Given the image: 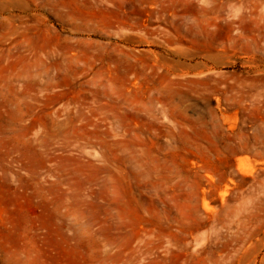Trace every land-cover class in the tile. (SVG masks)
<instances>
[{
  "label": "rangeland",
  "instance_id": "1",
  "mask_svg": "<svg viewBox=\"0 0 264 264\" xmlns=\"http://www.w3.org/2000/svg\"><path fill=\"white\" fill-rule=\"evenodd\" d=\"M0 264H264V0H0Z\"/></svg>",
  "mask_w": 264,
  "mask_h": 264
}]
</instances>
